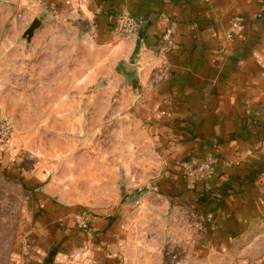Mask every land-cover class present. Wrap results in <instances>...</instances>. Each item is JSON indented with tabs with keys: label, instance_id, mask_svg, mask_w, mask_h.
<instances>
[{
	"label": "rangeland",
	"instance_id": "374dc122",
	"mask_svg": "<svg viewBox=\"0 0 264 264\" xmlns=\"http://www.w3.org/2000/svg\"><path fill=\"white\" fill-rule=\"evenodd\" d=\"M36 1L0 0V264H38L44 256V264H54L56 249L63 264H82L70 258L84 245L78 238L67 242L66 224L81 210L93 224L85 245L94 264H232L227 261L235 254L214 245L220 225L215 211L226 200L233 204L264 166L239 170L213 186L207 180L219 165L215 153L169 163L152 128L156 121L145 119L138 104L140 90L131 103L121 87H106L107 78L77 89L57 66L43 70L39 47L37 54L31 51L33 35L24 34L46 15ZM121 12L132 15L122 10L115 18ZM114 31L124 38L115 23ZM126 63L134 73L118 71L132 85L141 61ZM158 68L151 67L149 77ZM206 163L211 168L202 177L186 176ZM194 180L206 185L193 189ZM249 221L251 245L241 257L253 262L264 256V211ZM110 243L115 249L108 254L103 248Z\"/></svg>",
	"mask_w": 264,
	"mask_h": 264
},
{
	"label": "crops",
	"instance_id": "0c3cea01",
	"mask_svg": "<svg viewBox=\"0 0 264 264\" xmlns=\"http://www.w3.org/2000/svg\"><path fill=\"white\" fill-rule=\"evenodd\" d=\"M36 2L46 15L33 32L31 51L35 55L39 47L43 70L57 66L77 89L107 78L106 87H121L123 99L131 103L137 98L134 90H140L138 104L145 119L156 121L152 128L169 163L215 153L219 165L207 180L213 186L226 183L239 170L264 166V0ZM122 10L141 21L134 38L114 31L115 15ZM167 26L173 45L165 55L157 54ZM133 60L141 61L142 72L128 85L117 66ZM153 66L159 67L154 78L149 77ZM160 110L168 115L161 116ZM205 185L194 180L193 189ZM248 186L233 196V204L226 200L229 205L215 211L220 225L214 245L225 255L235 254L227 263L264 262V256L253 262L241 257L251 245L249 220L264 211V172ZM66 224L69 244L77 238L79 244L86 242V234L75 228L72 218ZM114 247L110 243L103 250L109 254ZM83 251L79 261L94 264L91 248L87 245ZM52 252L54 264H63V253ZM224 254L219 257L225 260ZM44 257L38 264H44Z\"/></svg>",
	"mask_w": 264,
	"mask_h": 264
},
{
	"label": "built area",
	"instance_id": "2783aa9c",
	"mask_svg": "<svg viewBox=\"0 0 264 264\" xmlns=\"http://www.w3.org/2000/svg\"><path fill=\"white\" fill-rule=\"evenodd\" d=\"M140 23L141 22L139 19L126 12H121L115 18V27L117 29V32L126 39H131L136 35L140 27ZM172 45H173V40L171 38V29L169 28V26H167L158 42V49L160 52H165L169 48H171ZM1 133L2 132H0V134ZM0 136L4 137V135H0ZM207 168H211V165L206 163L204 166L202 164L201 167L198 169V171L197 170L189 171L186 176L202 177L205 174ZM72 219L75 227L78 230L84 232V234H86V237L91 236L90 232L93 230V224H92V220L90 219L89 212L87 210H81L76 212L72 216ZM83 245L84 246H82L81 248L79 247L74 248L70 253V258L73 262L80 259L83 253L82 249L86 247L85 243H83Z\"/></svg>",
	"mask_w": 264,
	"mask_h": 264
},
{
	"label": "water",
	"instance_id": "95a60500",
	"mask_svg": "<svg viewBox=\"0 0 264 264\" xmlns=\"http://www.w3.org/2000/svg\"><path fill=\"white\" fill-rule=\"evenodd\" d=\"M41 21L38 19H34L29 27L25 30L24 34L27 38H30L33 35L34 30L40 25ZM122 68V72L126 77H130L132 73H134L135 66L129 65L125 61H122L118 64Z\"/></svg>",
	"mask_w": 264,
	"mask_h": 264
}]
</instances>
